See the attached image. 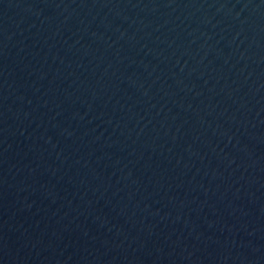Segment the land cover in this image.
<instances>
[{
    "label": "water",
    "instance_id": "obj_1",
    "mask_svg": "<svg viewBox=\"0 0 264 264\" xmlns=\"http://www.w3.org/2000/svg\"><path fill=\"white\" fill-rule=\"evenodd\" d=\"M0 264H264V0H0Z\"/></svg>",
    "mask_w": 264,
    "mask_h": 264
}]
</instances>
